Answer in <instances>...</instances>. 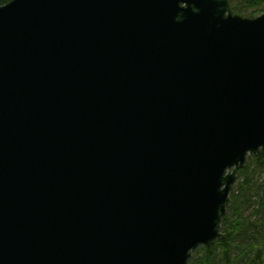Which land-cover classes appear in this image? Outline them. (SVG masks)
I'll use <instances>...</instances> for the list:
<instances>
[{
  "label": "water",
  "instance_id": "1",
  "mask_svg": "<svg viewBox=\"0 0 264 264\" xmlns=\"http://www.w3.org/2000/svg\"><path fill=\"white\" fill-rule=\"evenodd\" d=\"M263 150L264 12L0 6V264H188Z\"/></svg>",
  "mask_w": 264,
  "mask_h": 264
},
{
  "label": "trees",
  "instance_id": "2",
  "mask_svg": "<svg viewBox=\"0 0 264 264\" xmlns=\"http://www.w3.org/2000/svg\"><path fill=\"white\" fill-rule=\"evenodd\" d=\"M10 1L0 0V6ZM235 1L228 0L235 14L254 18L264 12V0ZM246 162L229 194L230 205L221 225L223 239L197 248L188 264H264V150ZM252 196L258 201L257 209L244 217L242 210L250 206Z\"/></svg>",
  "mask_w": 264,
  "mask_h": 264
},
{
  "label": "rangeland",
  "instance_id": "3",
  "mask_svg": "<svg viewBox=\"0 0 264 264\" xmlns=\"http://www.w3.org/2000/svg\"><path fill=\"white\" fill-rule=\"evenodd\" d=\"M241 0H236L235 2L236 3H239ZM234 13V12H233ZM235 14V13H234ZM262 14V13H261ZM237 15H239V16H241V17H243V18H247V17H244V16H242V15H240V14H237ZM260 15V14H259ZM259 15H257V16H259ZM256 17V16H255ZM247 163V162H246ZM241 171V170H240ZM239 171V172H240ZM239 174V173H238ZM238 176V175H237ZM257 176H254V178H256ZM240 181V179H236V182L234 183V185H233V187H232V189H231V191L232 190H234L235 188H236V186H237V184H238V182ZM230 191V192H231ZM257 206H258V201L255 199V197H251V204H250V206H245L244 208H243V210H242V213H243V215H244V217H247V216H249L250 214H252V213H254V211L257 209ZM252 220V219H251Z\"/></svg>",
  "mask_w": 264,
  "mask_h": 264
}]
</instances>
